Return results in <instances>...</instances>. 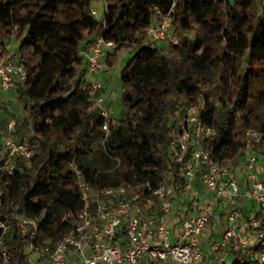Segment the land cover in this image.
Wrapping results in <instances>:
<instances>
[{
  "label": "trees",
  "instance_id": "16d2710c",
  "mask_svg": "<svg viewBox=\"0 0 264 264\" xmlns=\"http://www.w3.org/2000/svg\"><path fill=\"white\" fill-rule=\"evenodd\" d=\"M97 1L0 0V46L16 41L18 64L27 71L16 89L22 109L15 129L7 130L12 116L0 119L1 128L4 136L35 147L30 159L17 158L13 176L0 161L1 214L11 218L19 208L35 218L46 211L41 230L52 243L69 229L63 215L75 218L78 211L80 192L69 164L75 161L94 182L89 171L104 155L87 148L104 120L81 88L86 63L78 58L95 38L118 42L106 56L108 70L133 48L121 75L123 115L114 116L118 125L108 148L133 166L139 180L158 182L169 174L183 182L169 142L178 118L202 103L200 117L217 130L206 149L222 164L241 159L243 133L252 127L250 98L255 84L264 83V0H175L171 21L178 44L166 43L164 50L145 30L157 19L156 9L167 13L173 0H104L101 20L91 13ZM255 150L264 155V138ZM11 236L8 243L21 257L22 228L14 225Z\"/></svg>",
  "mask_w": 264,
  "mask_h": 264
},
{
  "label": "built area",
  "instance_id": "2783aa9c",
  "mask_svg": "<svg viewBox=\"0 0 264 264\" xmlns=\"http://www.w3.org/2000/svg\"><path fill=\"white\" fill-rule=\"evenodd\" d=\"M175 5L173 0L167 13L156 9L157 19L145 30L154 43L178 44L171 21ZM105 11L106 5L104 14ZM91 13L98 18L97 9L93 8ZM117 46L115 38L98 36L78 53V58L86 63L81 88L104 120L93 130L87 148L93 152L101 149L104 155L95 159L97 163L89 171L94 173V182L85 178L87 171L75 161L69 164L80 192L77 215L75 218L72 212L63 215L69 229L59 233L52 243L41 230L46 211L31 218L14 208L11 218H2L4 193L0 189V264H140L145 257L153 262L198 264L206 258L201 238L214 220L219 223L216 209L222 201L233 207L226 216L228 226L219 243L213 246L217 263L228 264L227 255L231 252L232 264H264V155L256 154L255 150L264 138V130L247 128L243 133L244 156L222 164L206 149L217 130L200 117L205 108L202 103L200 111H190L178 118L169 142V152L179 166L183 182L178 183L169 174L158 182L137 179L133 166L108 148L118 122L105 105L103 83L94 79L107 69L106 56ZM26 78L27 71L18 64V52L10 55L6 45L0 46V93L8 94L9 100L10 95L17 96L18 82ZM14 129L15 120L11 119L7 130ZM34 151V145L4 136L0 121V161L8 176L14 175L18 157L30 159ZM239 170L245 172L243 181L238 176ZM100 176H105L104 181L97 180ZM114 176L124 178L116 183L107 181L106 178ZM201 189L210 199L201 213L187 219L182 230L174 235L169 222L177 197L191 201L195 210ZM243 200L256 201L261 212L242 219L237 202ZM14 225L25 234L21 257H17L16 250L8 243Z\"/></svg>",
  "mask_w": 264,
  "mask_h": 264
},
{
  "label": "rangeland",
  "instance_id": "374dc122",
  "mask_svg": "<svg viewBox=\"0 0 264 264\" xmlns=\"http://www.w3.org/2000/svg\"><path fill=\"white\" fill-rule=\"evenodd\" d=\"M104 0L94 2L92 4L93 8L97 9L98 11V19L101 20L103 14H104ZM161 50H164L166 47V43L158 44L157 45ZM155 46V47H157ZM7 52L10 53V55H14V53L18 52L19 45L16 41H11L6 45ZM133 48L128 47L126 51L120 53L119 61L117 64L111 69H105L102 71L100 76L94 77L95 80H101L103 81L105 78H109L110 82L108 86L106 87L105 91L107 94V97H110L111 95V103L108 104V109L111 112L113 116L116 118L122 117L123 112V104L121 102V95H122V83H121V75L123 69L128 65L129 59L132 57ZM5 102H0V119L4 117H11V119L17 118L21 114L22 105L19 103L18 98L16 95H10V101H9V107L6 108ZM249 116L252 122V127L254 128H260L264 126V83H256L254 87V91L252 92V96L250 98L249 103ZM184 115V114H183ZM15 116V117H13ZM99 144V142H97ZM249 204L253 207L252 215L255 216L256 214H259L261 212V208L259 204L256 201H248ZM220 241V240H218ZM233 253L230 252V256H232ZM233 263V258L228 261V264ZM143 264H150L147 261H143ZM158 264V263H156ZM218 264V263H215Z\"/></svg>",
  "mask_w": 264,
  "mask_h": 264
},
{
  "label": "crops",
  "instance_id": "0c3cea01",
  "mask_svg": "<svg viewBox=\"0 0 264 264\" xmlns=\"http://www.w3.org/2000/svg\"><path fill=\"white\" fill-rule=\"evenodd\" d=\"M100 76L96 75L95 77ZM111 77L105 78L103 81H100L104 84V87L108 86ZM109 81V82H108ZM9 95L8 94H1L0 93V102H9ZM111 97V95H109ZM104 97H105V105L108 106L109 103H111V98L107 97L106 91L104 90ZM238 176L241 181H243V178L245 177V172L242 170H239ZM210 199V195L206 194L202 189L200 190V200L198 201V208L193 209L191 207V201L186 200L184 197H177L174 205L173 212L170 216V222H169V228L171 229L172 233L174 235H177L183 228V224L187 219L194 215H199L201 213V209L203 206L206 205L207 201ZM237 206H239L242 209V219L247 218L248 216L252 215L253 207L251 204L248 203V200L238 201ZM231 206L226 201H222L216 209V219L219 221L217 223L215 220L210 224L207 231L204 233V235L201 238V248L204 251L206 258L204 261L198 263V264H215L217 263V255L213 252V246L215 244H218L221 238V234L223 230L228 226L227 222V214L230 212ZM240 230L243 231V227H239ZM175 239V238H174ZM228 261L232 259V256H230V253L227 255ZM143 261H147L150 264H175L172 261H164V262H153L148 257H145L140 264H143Z\"/></svg>",
  "mask_w": 264,
  "mask_h": 264
}]
</instances>
